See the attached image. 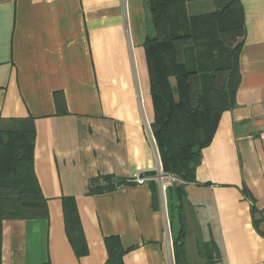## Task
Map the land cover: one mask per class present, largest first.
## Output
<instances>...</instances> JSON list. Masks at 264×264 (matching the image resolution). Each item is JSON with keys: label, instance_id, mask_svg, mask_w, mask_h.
<instances>
[{"label": "crops", "instance_id": "crops-1", "mask_svg": "<svg viewBox=\"0 0 264 264\" xmlns=\"http://www.w3.org/2000/svg\"><path fill=\"white\" fill-rule=\"evenodd\" d=\"M240 2L235 104L203 149L195 182L182 194L169 189L165 209L156 181L130 182L161 162L151 136L146 0H0V128L34 125V167L49 210L47 219L2 221L0 264H106L107 237L120 239L124 264H177L171 205L184 215L189 264L193 206L222 264H264V0ZM106 175L124 184L91 193ZM63 197L78 207L81 256L66 233ZM190 243L203 258L199 238Z\"/></svg>", "mask_w": 264, "mask_h": 264}, {"label": "trees", "instance_id": "trees-1", "mask_svg": "<svg viewBox=\"0 0 264 264\" xmlns=\"http://www.w3.org/2000/svg\"><path fill=\"white\" fill-rule=\"evenodd\" d=\"M190 1L196 0H146L154 29L144 44L155 108L152 130L163 168L185 182L169 189L181 194L184 186L195 182L202 151L211 143L221 114L235 104L244 36L240 0H213L214 10L197 14L189 11ZM35 138L31 123L0 128V224L5 219L49 217L34 167ZM123 184L102 176L93 182L91 193ZM62 204L66 233L81 256L87 248L78 207L72 197H63ZM174 206L169 203L171 210ZM176 207L181 228L173 236L175 257L177 264H189L184 215ZM105 242L106 264H124L120 239L107 237Z\"/></svg>", "mask_w": 264, "mask_h": 264}, {"label": "rangeland", "instance_id": "rangeland-1", "mask_svg": "<svg viewBox=\"0 0 264 264\" xmlns=\"http://www.w3.org/2000/svg\"><path fill=\"white\" fill-rule=\"evenodd\" d=\"M213 0H196V1H190L187 3L188 9L191 13H204L208 12L207 8L208 5H212ZM167 203V202H166ZM196 204V202H194ZM173 207V206H172ZM175 209H170V219L172 221V226H170V232L172 236H176L178 231L181 228V224L178 221L179 218V210L176 206H174ZM194 208V209H193ZM193 208H189V211H187V223L188 226H193L194 230L193 232H190V236L187 238V249L189 253V258L191 264H210L211 260H214V264H220L221 263V256H218V252L216 250V243L215 241L211 240L209 237V233L205 232V225L204 220L197 216V210L199 211V208L197 206H193ZM193 209V210H192ZM173 218L176 219V222H174L173 225ZM207 218L212 223L213 215L212 211L208 212ZM210 223V226L214 228V225ZM209 237V238H208ZM195 240L196 238H199L200 248H201V254L203 255V258L198 253V249L191 247V239ZM219 251V250H218ZM219 255L221 253L219 252ZM212 258H211V257Z\"/></svg>", "mask_w": 264, "mask_h": 264}, {"label": "built area", "instance_id": "built-area-1", "mask_svg": "<svg viewBox=\"0 0 264 264\" xmlns=\"http://www.w3.org/2000/svg\"><path fill=\"white\" fill-rule=\"evenodd\" d=\"M151 136H152V140L154 142V144L156 145V149L159 153L158 147H157V143L153 134V130L151 132ZM160 155V154H159ZM161 159V158H160ZM154 180L158 183V185L160 186L161 189V193L164 199V206L165 209L167 207V191L170 187H174L177 185H182L185 184V182L179 178L176 174L167 172L163 166H162V162H160V164L158 165V167L155 169V174L152 176H146L145 174H139L136 177H134L133 179L130 180V182L135 183V184H139V185H144L147 184L149 181ZM108 183L106 181H102L101 185L105 186ZM169 225V224H168Z\"/></svg>", "mask_w": 264, "mask_h": 264}]
</instances>
